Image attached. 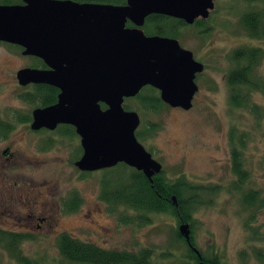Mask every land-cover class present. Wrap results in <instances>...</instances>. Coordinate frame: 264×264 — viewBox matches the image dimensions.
Wrapping results in <instances>:
<instances>
[{"label":"rangeland","instance_id":"rangeland-1","mask_svg":"<svg viewBox=\"0 0 264 264\" xmlns=\"http://www.w3.org/2000/svg\"><path fill=\"white\" fill-rule=\"evenodd\" d=\"M259 1L213 0V9L201 19L202 24L175 27L173 21L162 23L165 28L171 25L176 28L174 39L179 47L189 50L192 58L202 64L201 72L194 77L197 90L188 109L163 104L156 111H149L132 97L122 102L126 110L137 113L139 124L134 134L139 133L140 138L135 136L136 141L160 164V172L166 178L173 180L182 176L187 183L212 187L210 193H199L202 204L183 221L187 224L198 262L202 264L200 256L211 255L219 264H264L261 237L264 210H245L238 199L240 191L248 188L264 195V93L253 90L249 97L250 105L256 104L257 113L254 114L249 107L228 105L225 83V74L233 66L229 57L231 51L256 46L260 55L251 76L264 86V38H250L240 22L246 11L261 7ZM33 65L34 60L21 55L19 49L0 42V116L3 119L13 120L20 113H31L33 106L17 99L23 87L16 84L14 72ZM145 93L146 90L141 94ZM13 126L6 143L0 141L4 142L0 143V148L4 144L12 146L18 158L17 163L10 162L5 168L11 174L6 178L18 186L31 178L36 187L41 178L55 179L60 193L66 195L72 192L70 189H75L80 198L73 213H61L59 230L65 229L74 237L105 249L148 248L154 264L198 263L186 256L182 241L176 238L175 229L181 222H175L169 214L156 212H147L142 218L139 212L120 201L104 200L100 181L103 176L113 180L116 175L95 170L84 178H75L71 163L73 150L67 139H58L50 150L41 153L26 142V136L20 139L22 126ZM230 130L234 142L237 136L243 142L240 154L246 179L239 192L233 190L235 177L230 172ZM17 200L13 204L19 206ZM0 203L4 204L1 199ZM251 214L254 219L250 222ZM122 217L124 222L120 221ZM18 249L34 264H83L65 260L58 252L56 240L45 235L21 240ZM0 264L19 263L0 247Z\"/></svg>","mask_w":264,"mask_h":264},{"label":"water","instance_id":"water-1","mask_svg":"<svg viewBox=\"0 0 264 264\" xmlns=\"http://www.w3.org/2000/svg\"><path fill=\"white\" fill-rule=\"evenodd\" d=\"M21 1L23 5H0V41L20 46L22 55L37 57L48 68H21L16 79L59 90L56 103L32 111L30 127L70 124L82 149L75 162L79 170L124 163L151 182L160 164L136 141L139 118L123 108V99L150 86L163 104L186 110L202 64L176 39L145 35L140 27L149 15L185 24L205 19L213 0H124L119 5ZM126 21L132 26L126 27ZM177 232L188 243L185 222L178 224Z\"/></svg>","mask_w":264,"mask_h":264},{"label":"trees","instance_id":"trees-1","mask_svg":"<svg viewBox=\"0 0 264 264\" xmlns=\"http://www.w3.org/2000/svg\"><path fill=\"white\" fill-rule=\"evenodd\" d=\"M77 1H95L106 4H123L124 0H77ZM246 3L256 2L259 0H244ZM262 5L250 11H246L244 16L240 18L241 27L246 32L247 36L253 39L264 38V0L259 1ZM173 21L175 27L185 25L181 20L170 19L162 15H149L145 18V23L142 30L146 35L155 34L158 36L173 37L176 36V28H165L162 23ZM196 24H202V20H196ZM260 55V49L256 46L239 47L231 51L229 57L233 66L225 74V83L227 86V102L232 108L249 107V110L256 114V104L250 105L249 97L253 90H258L264 93V86L260 82L255 81L251 76V72ZM34 60L33 66H42L38 59ZM33 88H39L34 86ZM146 90L145 95H142ZM23 98L29 103L39 105L35 97L31 94H23ZM137 99L139 105L149 111H156L163 103L159 100L157 91L150 87L144 86L141 90L132 97ZM46 104V102H42ZM104 108L103 104H100ZM124 109H127L123 105ZM255 116V115H254ZM140 138V134H134ZM233 131L230 130L228 136V143L230 145V172L235 177L233 183V190L239 192L243 182L246 179V172L244 171L240 149L243 147L242 138H236L234 142ZM105 171L117 176L114 181L109 177L103 176L100 181L101 197L104 200H112L114 202H122L126 207H131L140 213L143 218L147 212L151 213H165L171 215L175 222L178 220L187 221L192 212L197 206L202 204L199 193H210L212 190L210 185L187 183L184 177L179 176L173 180L166 178L162 172L154 174L151 177V182L148 181L144 175L128 167L123 163H118L115 166L106 169ZM123 173V176L120 174ZM121 176V177H120ZM117 182V183H116ZM109 185H115L109 188ZM209 187V189H206ZM205 188V189H202ZM171 196L174 197V202L171 201ZM239 202L243 209L264 210V195H260L256 189H245L240 191L238 196ZM255 209V210H256ZM254 213V212H253ZM121 219V220H120ZM124 222V217L120 218ZM251 222L254 215L248 218ZM261 237L264 240V229ZM176 238L180 239L186 249V256L193 258L196 262L197 258L190 249H195L194 244L189 237L188 243L179 235L175 229ZM25 239L23 236L15 234H5L0 231V247L10 253L19 264H34L25 256L19 253L18 244ZM190 248H189V247ZM56 247L59 254L67 261L83 264H154L150 260L151 252L148 248H140L138 250H116L105 249L97 246L91 242L82 241L74 236L62 233L56 239ZM196 250V249H195ZM203 261H210L212 264H219L214 255L209 257H201Z\"/></svg>","mask_w":264,"mask_h":264},{"label":"flooded vegetation","instance_id":"flooded-vegetation-1","mask_svg":"<svg viewBox=\"0 0 264 264\" xmlns=\"http://www.w3.org/2000/svg\"><path fill=\"white\" fill-rule=\"evenodd\" d=\"M71 1L77 3L106 4L95 1H77V0H71ZM18 4L23 5V2L21 0H1L0 2V5H18ZM196 20H200V18L195 19L191 24H194ZM144 23H145V19L143 24ZM125 26L131 27L132 24L129 21H126ZM142 26L140 27L141 30H142ZM149 35H155V34H149ZM9 45L19 49L21 53L22 48L20 46L14 44H9ZM23 56H26L30 59L32 58L38 59L42 64V66H30L29 68H37V69L48 68L37 57H33L29 55H23ZM19 69L21 68H18L17 70ZM16 71L14 72V79L16 81V84L23 87L21 93L17 95L18 97L17 99L22 104H30L31 106H33L31 113L36 108H44L46 106H50L56 103L57 95L59 93L58 88L46 83L30 82L27 84H19L16 79ZM34 86H39V88L37 89L33 88ZM25 93L31 94L33 97H35V100L37 103H39V105L29 103L28 100L24 99L23 94ZM42 102H46V104H42ZM31 113L29 115L28 112L26 114L20 113L18 114L17 117L15 116V119L13 120H10V117L7 119H3L0 116V141L5 140L4 142L6 143L8 133L14 127L13 125L22 126L24 130L23 129L21 130L22 137H20V139H23L24 136H26L25 138L26 142L31 147L33 146L37 148V150L41 153L50 150L52 146H54L59 141L58 139L60 140L67 139L69 145H71V151L73 150V155H74L73 161L71 162L75 168L74 177L81 179L87 176L91 171L79 170L75 166V162L79 159L82 153V149L79 145V136L76 134L74 127L66 123H57L52 128L41 126L33 129L30 127L32 121ZM4 142H0V143H4ZM11 147L12 146L9 147L7 146V144H4V146L0 148V199L4 202V204L0 203V231L4 232L5 234L20 235L23 236L25 239L37 236L38 234H40L41 236L45 235L47 237L52 238L53 240H56L62 233L70 236H75L72 233L64 231L65 229L64 230L58 229L60 227L61 213L66 212L71 214L75 211V209H77L80 198H78L75 189L74 190L70 189L73 192V194L72 192H68L66 195L65 192L60 193L57 185L58 182H56L55 179H48V178L46 179L41 178L40 179L41 183L38 184L37 187L34 184H32L33 180L31 178L29 181L26 180V182L20 186H18L14 181H10L6 177L11 176V174L6 172L5 168L10 162H16V163L18 162L17 161L18 158L15 156L16 154L15 149H11ZM109 168L98 169V170H106ZM15 198L18 199L17 201L19 203V206L13 204L16 202ZM5 201L9 204L7 203L5 204ZM181 221L182 220H178V222ZM190 250L193 252L198 262L199 257L196 254V251L194 249L193 250L190 249ZM202 262L203 264H212L211 259L210 261L209 259L208 261L206 260V262L202 260Z\"/></svg>","mask_w":264,"mask_h":264}]
</instances>
